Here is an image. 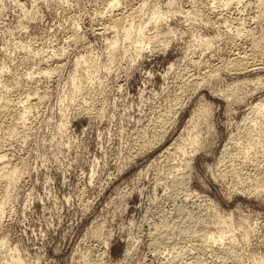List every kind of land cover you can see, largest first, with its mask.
<instances>
[{
  "label": "rangeland",
  "instance_id": "374dc122",
  "mask_svg": "<svg viewBox=\"0 0 264 264\" xmlns=\"http://www.w3.org/2000/svg\"><path fill=\"white\" fill-rule=\"evenodd\" d=\"M106 1L108 2V0ZM142 1L144 2L142 5L144 10L141 11L138 10L139 6L137 3L140 5ZM190 1L120 0V5L114 10L115 12H112L104 0H0V75H3L2 77L0 76V81L5 79L4 82L1 81L3 83L0 82V88H3L2 90L0 89V95H3V97H1L2 95L0 96V104L2 103L0 105V122L3 119L0 123V125L2 124L0 129H3L0 130V143L2 142L0 155L2 153L4 156L6 152H10V154L6 153L8 156L13 154L9 158L5 157L6 154L4 156V160L9 159L8 161L6 160V163L8 162L7 164L10 166H7V168L13 167L14 169L15 167L19 169V173H22V177L17 180V183L19 182L17 185L15 184L16 182L11 183V185L9 183L8 185L7 178L3 179L0 177V203L8 201L7 198H9V201L6 202L8 210L5 205L3 214H6L2 217L4 219L0 221L1 227H3L4 223H8V226L6 224V227H3L5 233L0 227V240L8 239L9 244H12L11 246L9 245L10 247L17 246L26 264H93L94 258L99 259L104 255L102 259L100 258L103 263H100L99 260L97 264H163L165 261L166 263L164 264H175V262H178V264H188L187 261L189 260V264L192 260L191 264H199L202 261L204 263L207 261V264L208 261L209 264H214L211 262H215V257H217L215 264H220L221 261V264H228L227 262L229 264H234V262L236 264H257L259 257L264 256V196H262L264 195V189L263 194L261 191V194L258 195L257 193L260 192H256L257 196L254 194V189L257 190L256 186L258 187L261 183L264 184V182H261L262 180H259V177L260 179L262 176V179L264 178V142L263 144L261 143L262 146L260 144L257 145V140L260 137L263 136L262 138L264 139V127L260 129V126L256 125L255 128L259 129V131H256L253 126L255 122L251 123L250 120L252 115H249L250 109L253 107H250L251 105L255 106L261 100L264 103V66H262L264 63L260 61V59L264 61V0H233L228 5L225 4L224 0H221V2L219 0V3H222L220 4L221 6L217 3V0ZM196 1L199 3L201 1L202 3L200 4L203 5L206 3L207 8H205L206 6H201ZM208 2L211 4H208ZM192 3L195 7L199 4L196 8L197 10L191 5ZM131 6L136 8L135 14L134 7ZM154 7L159 8L162 13L164 11L169 12L164 15V18H158L157 20L154 18L157 21L156 23H148L149 17L153 16ZM189 7H191V10H189ZM120 11H122L123 15ZM192 11L193 13H190ZM26 13L31 15L27 14L26 18ZM128 13L132 16H128ZM118 15H121L119 18L122 17L121 23L123 21L127 23L128 19L134 17L136 24H147L148 27L144 31L145 37L159 35L157 37L162 38V40L159 39L160 41H157L158 43L156 42V44L154 42L141 55H135L132 50L126 51L125 45L127 40L121 34L122 31L118 32V29L110 24L111 22L107 23V21H111L113 17H118ZM110 16L112 17L109 18ZM102 17L104 20H101L103 19ZM104 22L105 24H102ZM73 29L76 30L77 34ZM75 35L76 38L74 37ZM42 36H45V38H42ZM132 36H134V33ZM113 37L114 39H119L120 42L119 54L115 59L117 60L116 63H111L112 59L108 45V41ZM12 38L13 41H11ZM38 38L42 40L39 41ZM203 39H209L211 46L206 48ZM12 42L13 44L15 42V45L17 43L18 46L20 45L19 43H22L23 46L12 45ZM42 44L45 50H43ZM31 45H33L30 48L31 50L38 51V54L37 51L33 52L37 56L32 55V52L31 54L28 52L31 51L28 49V46L31 47ZM153 45L154 48H152ZM24 46H27L25 47L27 48L26 50L23 48ZM234 46L237 50H235ZM256 48L259 49L256 50ZM46 49L47 52L45 54ZM236 51L238 52L236 53ZM249 51L253 52L249 54ZM243 53L247 57L250 55L248 61L254 53L253 57H255L251 58L252 60L250 59L251 61L249 62V64L252 62V65H254L251 69L247 68L250 69L249 71L242 69L237 72V70H234L236 69L235 66L229 62L228 58L231 56L232 60L234 56V58L236 56L238 58ZM80 55L93 58L95 64L93 69H75L76 60ZM28 57L29 59L33 57V59L26 62L29 60ZM40 58L45 61L43 62ZM20 61L21 63H19ZM199 61L202 62L201 66H199ZM18 63L22 67L24 65V67L20 68L21 66H18ZM171 63L174 65H171ZM194 63L196 67L199 66L200 69L197 67L198 71L195 65H192L193 69L191 68V64ZM41 65L42 67L45 65V67H40V72L38 66ZM226 65L229 66V69H227ZM224 66L227 67L228 71L224 69ZM231 66L232 69L230 68ZM184 67H188L187 70H191L187 71ZM24 68L25 70H23ZM182 68L184 69L181 70ZM41 69L51 70L53 73L49 74L48 77H43L44 74L42 73L44 70ZM8 70L12 71V74ZM212 70H214V73ZM168 71L169 73L167 74L166 72ZM179 72L181 77H179ZM208 72L210 74L212 72L213 74L208 77ZM27 73L28 77L26 76ZM35 73L38 74L37 77ZM195 73H197L198 78H196L197 75ZM18 74H21L19 78ZM23 74L25 78H23ZM192 74H195L196 77ZM9 75H13L11 76L13 83L11 79L9 80ZM190 76L196 80V83H203L204 80L207 81L211 76L212 78L208 79V82H204L203 86L200 83L197 86L194 83L195 80ZM200 76H203V79L199 78ZM257 77H260L261 80L263 79L262 82L258 80L260 78L256 79ZM17 78L20 80L17 81ZM22 78L32 80V82L23 80ZM79 78H82L84 84H86L85 91L87 90V92L84 94L74 92L73 90V82L76 83ZM242 78H246V81L249 79L250 81L246 82ZM14 79L21 86L18 83V87H16ZM93 81L98 82L100 87L97 84H92ZM239 81L243 82L240 83V88L236 87ZM244 81L248 84L246 85ZM257 81H260L261 84H257ZM5 82L8 83L6 84ZM10 83L13 84V90L10 88L12 86L9 85ZM193 83L194 87H191ZM33 85L36 89L38 88L37 94L45 95L43 99L42 96L32 95V93L29 96L31 100L26 98V93L23 92L27 91L28 95L30 90L32 92ZM180 85L182 90L180 89ZM255 85L257 89L260 88H258V85H261L262 88L256 90L254 88ZM187 86L188 88H186ZM244 86L245 88L248 86L246 90ZM235 87L241 91L239 92ZM97 88L98 90L96 91ZM6 89H11V91H7ZM230 89L234 90L231 91ZM44 90L46 94H44ZM236 90L239 95L241 93L245 95L247 91V96L243 95L237 101L236 99L234 100L238 95L237 92L233 94ZM12 91L13 93H11ZM95 91H99L100 93H96ZM230 91L232 95H230ZM6 92H10L11 96L6 94ZM40 92L42 93L40 94ZM176 94L178 96L174 99ZM233 95L235 96L233 97ZM5 96L15 105L12 103L13 105L11 104V106L8 98H4ZM92 96H97V100ZM33 98L35 100H32ZM39 98L42 100L38 101ZM90 98L95 99L92 102ZM17 99L21 101L18 102ZM86 99L88 100L86 101ZM23 100H26V102ZM31 101H33V104ZM177 101H181L180 103L183 105ZM203 101L211 105L213 112L210 123L212 124V128L209 132L205 130L207 124L205 127L204 122L203 124L202 121L200 122L204 131L202 130V144L196 150L190 145L191 139L188 127L192 126L189 123L190 118L193 116L192 114L196 112L195 110L198 105H201ZM16 102L18 103L16 104ZM173 102L174 105L172 104ZM21 104H25V107ZM31 105L36 107L32 108ZM1 106L4 108L2 109ZM5 106H8L6 114L4 113ZM168 106L169 109L171 107V111L167 109ZM175 106L177 107V115L174 109ZM9 107L11 108V112ZM17 107L20 111V107H23L22 110L27 107V110L29 109L28 111L31 112L25 113L27 110H23L25 111L24 116L23 111H21V119L20 112H16L19 111ZM86 107L87 109L85 110ZM165 108L167 109L166 112ZM164 112L168 115L164 114ZM169 112H172V114ZM245 115L251 118L246 119ZM27 117L29 118L27 119ZM166 117H169V120ZM162 120L164 122L161 124ZM245 120H247V125L245 124L247 130L245 126H242L243 122H246ZM23 121H25L24 126H22ZM4 122L5 125L3 127ZM7 123L11 125L9 126ZM165 123L171 125H164V128L163 124ZM237 123L241 125L239 126ZM62 124H65L64 128H61ZM25 125L27 126L25 127ZM8 126L10 128L12 126L14 129L11 128V130ZM14 126L18 133L13 131L15 130ZM19 126L20 129L18 128ZM147 127H151V129L149 128L146 131ZM22 128L25 130L23 131ZM142 128L144 131H142ZM152 128L156 129L157 132L163 129V136L160 135V137L155 132L156 130L154 131ZM165 129L167 130L165 131ZM252 129L255 130V133L251 134L250 131H253ZM4 130H8V132ZM137 132L139 135L141 133L140 136L142 138ZM257 132H260V134H257ZM11 133H13V137L11 135V138H9ZM142 133L144 134L142 135ZM247 133L248 135H254L257 140L253 136H250V139H248ZM21 135L24 137L22 136L21 138ZM3 136H7L9 140L7 137L3 138ZM143 137H146L144 143H142ZM151 137H154L153 141ZM4 139L7 142H11L12 139V142L15 139L18 141L15 140L14 144L8 142L7 144L10 146L13 144L11 148L1 141ZM253 139L255 143L252 142ZM150 140L151 142H155L148 145L147 143H150ZM248 142L251 144L250 146ZM145 144L149 148L145 147ZM142 145H144L143 148H141ZM226 145L231 147L229 148L230 151L229 149L227 150L228 147ZM6 147H10L11 149L9 148L10 150H8ZM183 147L186 149L185 155L184 153L182 155L181 152V148L183 149ZM140 148L144 150L140 151ZM223 148H226L225 151L227 152L223 151ZM166 150L169 151L167 152ZM243 153L244 155L245 153L248 154V156L245 155L248 160H246ZM235 156L240 160L237 161ZM228 159L234 166H232L233 164ZM18 162L20 163L17 166ZM231 166L234 169H231ZM256 166H259L258 169H261V172H259L260 170ZM219 168L221 172L218 170ZM224 170H226V175H222L225 172ZM230 170H234L233 173ZM243 174H246L247 176H245L250 179H247ZM176 175H181V178L174 177ZM234 175L236 178H234ZM239 175H243L244 177ZM239 177L246 178V182L243 179L239 181ZM173 178L174 180L172 181ZM176 179L179 182L181 180L182 184L181 182L178 183ZM3 180L5 182L4 185ZM236 180L238 183H242L236 186ZM173 182L177 184L175 183L176 185L174 186ZM183 182L185 188L182 191ZM177 187L179 190H177ZM238 187L239 189H237ZM13 188L15 189L13 190ZM4 190L8 191V193L4 192ZM250 192L252 195L249 194ZM2 193L6 198H4ZM179 195H181L180 198ZM187 195H191V197ZM10 196L13 202L10 200ZM173 196L174 198H171ZM183 196L185 197L183 198ZM186 196L190 198V200L188 198V201L191 202L190 204L194 203V206L198 204L200 207V209L197 207L198 211L202 210V217L204 219L207 218L205 220H214V218L216 219L214 216L219 218V213L223 216L227 215L228 218L232 215L231 219L233 217L232 222L234 224H237L238 220L241 221L240 219H247V224L251 225L249 235L245 236L246 233L243 231L244 229L241 230L242 228L240 229L241 231H238V227L234 229V231L237 230L235 234L233 231L231 232L234 235L229 233L236 238L233 237L234 241L237 242L235 243L236 248L234 251L236 256H233V259H227V262H225L226 260L223 261L224 258L220 259L221 256H217L219 254L211 250L210 244L207 246L211 242L203 243V241L198 240V237L194 238L195 235L192 236L191 233L188 234L189 232L186 233V231L184 233L181 232L182 234L180 232H175L174 234L176 235L173 234L176 237L180 233L178 238L176 237L173 240L175 244L179 243L177 245L172 243L171 236L168 237L167 235L168 240L166 239L167 233H165L166 229L163 225L168 221V218L170 220L172 217L174 218L172 220L181 221L182 216L179 208L184 205L182 201H184ZM193 197H195V201H193ZM175 198L182 200L177 202L178 200ZM173 199L176 201H173ZM206 203L207 207L205 206ZM175 204L177 206H174ZM9 210H13L12 213ZM205 210L208 213H205ZM168 213L170 215L167 218ZM171 213L174 216H171ZM157 217L159 218L157 219ZM144 218L145 220L149 219L150 223L149 221L146 222ZM159 220L160 222H158ZM162 220L164 223L160 225L159 223H162ZM153 222L154 224L157 223V225H154ZM151 223L155 228L158 227L154 233V226L152 227ZM160 230V234L165 233L162 235L163 237L165 236V239L160 234L158 235L157 231ZM215 230L214 228L212 231L214 232ZM98 232L100 233L98 234ZM155 236L158 240H156ZM100 237V240H103V238H106V240L102 242L100 240L97 241V238L99 239ZM182 237L183 239H181ZM227 237L228 235L225 236L224 241L221 240L224 242V245L231 241ZM153 238L159 242L157 243ZM185 238L186 241L188 240L187 242ZM191 238L193 242L196 239L195 243L190 240ZM153 240L154 242H152ZM162 240L164 241L162 242ZM169 240L171 241L168 243L167 241ZM188 242L190 246H188ZM202 243L204 245L207 244L204 246V248H208H206L207 250H204ZM105 244L108 247H105ZM196 244H201L202 247H197ZM193 245H196V247H193ZM6 249L8 250L7 247L0 246V254L3 253V255H0V259L2 256L3 258L6 257V259L2 258L0 260V264H10V261L7 260L9 250L6 251ZM209 250L211 251L209 252ZM179 251L180 254H177ZM5 252H7L6 255H4ZM182 253L187 257L183 256ZM208 253L209 255H206ZM216 253L217 255H215ZM89 254L91 256L86 258L87 261L84 260V263L82 259H85L84 256L87 257ZM179 255H182V259ZM170 257H172V261ZM91 258L93 261H91ZM176 258L180 259L177 260ZM185 258L187 259L184 261ZM188 258L190 259L188 260ZM236 258L239 260L237 261ZM194 259H196V262H194ZM203 262L202 264H204Z\"/></svg>",
  "mask_w": 264,
  "mask_h": 264
},
{
  "label": "bare ground",
  "instance_id": "6f19581e",
  "mask_svg": "<svg viewBox=\"0 0 264 264\" xmlns=\"http://www.w3.org/2000/svg\"><path fill=\"white\" fill-rule=\"evenodd\" d=\"M18 1H19V0H18ZM104 1L107 2L106 0H104ZM140 1H141V0H140ZM144 1H146V0H144ZM191 1H192V0H191ZM191 1H190V2H191ZM194 1H195V0H194ZM197 1H198V0H197ZM197 1H196V2H197ZM211 1H212V0H211ZM217 1H218L217 3H219V0H217ZM224 1H225V4L228 5V4L231 3L233 0H224ZM224 1H223V2H224ZM119 2H120V0H108V2H107V6H108L109 9L113 12V11L117 8V6L120 5ZM129 2H130V1H129ZM220 2H221V0H220ZM236 2H237V1H236ZM238 2H240V1H238ZM188 3H189V2H188ZM193 3H195V2H193ZM193 3H192L191 5H193ZM197 3H199V2H197ZM200 3H202V2L200 1ZM200 3H199V4H200ZM131 4H132V3H131ZM135 4H136V3H135ZM143 4H144L143 1H142V3H141L140 5H139V3H137V5L139 6V7H138L139 9H138V8H137V9H138V10H141V11L144 10V9H143L144 7L142 6ZM189 4H190V3H189ZM199 4H198V6H199ZM208 4H211V3L208 2ZM220 4H222V3H219V5H220ZM19 5H21V4H19ZM129 5H130V4H129ZM133 5H134V4H133ZM187 5H188V4H187ZM187 5H186V6H187ZM196 5H197V4H196ZM200 5L202 6L203 4H200ZM213 5H214V4H213ZM21 6H22V5H21ZM135 6H136V5H135ZM198 6H197V7H198ZM203 6H206L205 8H207L206 3H204ZM220 6H221V5H220ZM224 6H225V5H224ZM131 7H134V6H131ZM136 7H137V6H136ZM193 7H195V6L193 5ZM197 7H195V9H196ZM208 7H209V6H208ZM210 7H212V6H210ZM190 8H191V7H189V10H191ZM200 8H201V7H200ZM203 8H204V7H203ZM228 8H229V6H228ZM131 9H132V8H131ZM135 9H136V8L134 7V14H135V11H137V10H135ZM120 10H121V9H120ZM192 10H193V8H192ZM196 10H197V9H196ZM122 11H124V10H122ZM122 11H120L121 14H122ZM127 11H128V10H127ZM129 11H130V9H129ZM132 11H133V10H132ZM132 11H131V12H132ZM187 11H188V9H187ZM114 12H115V11H114ZM120 12H119V13H120ZM124 12H125V11H124ZM131 12H130V13H131ZM138 12H139V11H138ZM168 12H169V11H168ZM168 12L164 11V13H162V11H161L159 8L154 7V11L152 12V13H153V16H152V17H149V19H148V23H153V22L156 23V22H157L156 20H157L158 18H164V15L167 14ZM213 12H214V11H213ZM99 13H100V12H99ZM102 13H103V12H102ZM130 13H128V14H129L128 16H132L131 14H133V13H131V14H130ZM190 13H193V11L190 12ZM27 14H28V13L25 14V15H26V18H27ZM126 14H127V13H126ZM126 14H125V15H126ZM28 15H31V14H28ZM122 15H123V14H122ZM125 15H124V17H125ZM119 16H121V15H118V17H115V18L113 17V18L111 19V21H107V23H108V22H111L110 24H112L114 27H116V28L118 29V30H117L118 32H119V31H122L121 34L124 36V39L127 40L126 45H125V47H126V51H128V50H132V51L135 53V55H141V54H144V53L147 51V49H148L150 46H152V44H153L154 42H155V44H156L157 41L162 40V38L160 39L159 37H157V36H159V35H155V36H153V37L150 36V37H148V38L145 37L144 31H145L146 27H148L147 24H146V25H144V24H140V25L136 24V23H135V19H134V17H131V19H128V22H127V23H126V22L124 23V21H123V23H121V20H122L121 18H122V17L119 18ZM208 16H209V15H208ZM111 17H112V16H110L109 18H111ZM126 17H127V16H126ZM29 18H30V17H29ZM31 18L33 19L32 16H31ZM102 18H103V17H102ZM154 18H156V20H154ZM208 18H209V17H208ZM209 19H211V18H209ZM101 20H104V18L101 19ZM105 20H106V19H105ZM207 20H208V19H207ZM207 20H206V21H207ZM217 20H218V19H217ZM100 22H102V21H100ZM207 22H208V21H207ZM120 23H121V24H120ZM102 24H105V22L102 23ZM108 24H109V23H108ZM100 26H102V25H100ZM106 26H107V25H106ZM113 26H112V27H113ZM104 27H105V25H104ZM108 27H110V26H108ZM108 27H107V28H108ZM74 29H75V28H74ZM74 29H73V30H74ZM99 30H101V29H99ZM99 30H98V31H99ZM103 30H104V28L102 29V32H103ZM74 31H75V33L77 34L76 30H74ZM95 32H96V31H95ZM96 33H97V32H96ZM99 33H100V32H99ZM104 33H105V32H104ZM133 33H134V36H132ZM101 34H102V33H101ZM237 35H238V34H237ZM237 35H235V36L237 37ZM239 36H240V35H239ZM74 37L76 38V35H75ZM77 37H78V36H77ZM228 37H229V36H228ZM230 37H232V36H230ZM33 38H35V37H33ZM39 38H40V37H39ZM39 38H38V40H39ZM42 38H45V36H44V37L42 36ZM35 39H36V38H35ZM77 39H78V38H77ZM77 39H76V40H77ZM159 39H160V40H159ZM36 40H37V39H36ZM36 40H34V41H36ZM40 40H42V39H40ZM40 40H39V41H40ZM44 40H45V39H44ZM11 41H13V38L11 39ZM31 41H32V40H31ZM203 41H204V42H203V43H204V46L206 45V46H205L206 48H208L209 46H211V42H210L209 39H208V40H207V39H203ZM42 42H43V41H42ZM45 42H46V41H45ZM40 43H41V42H40ZM157 43H158V42H157ZM19 44L23 46L22 43H19ZM34 44H36V43L34 42ZM234 44H235V43H234ZM12 45H15V42H14V44H13V42H12ZM16 45H17V43H16ZM16 45H15V46H16ZM20 45H19V46H20ZM25 45H26V44H25ZM108 45H109V47H110V54H111V59H112V60H111V63H116L117 60H115V59H116L117 55L119 54V50H120V42H119V39H117V38L114 39V37L111 38V40L108 41ZM17 46H18V45H17ZM19 46H18V47H19ZM32 46H33V45H31V47L28 46V47H29L28 49L32 48ZM231 46H232V45H231ZM236 46H237V44H236ZM18 47H17V48H18ZM20 47H21V46H20ZM25 47H27V46H24V47H23V48L26 50L27 48H25ZM40 47H41V46H40ZM42 47H44L43 44H42ZM155 47H156V45H155ZM202 47H203V45H202ZM239 47H240V46H239ZM15 48H16V47H15ZM23 48H22V49H23ZM152 48H154V45H153ZM234 48H235V50H237L235 46H234ZM247 48H248V47H247ZM247 48H246V49H247ZM20 49H21V48H20ZM34 49H35V48H34ZM38 49H39V46H38ZM41 49H42V48H41ZM155 49H156V48H155ZM238 49H239V48H238ZM241 49H242V48H241ZM248 49H249V48H248ZM252 49H255V48H252ZM252 49H251V50H252ZM258 49H259V48H258ZM258 49L256 48V50H258ZM30 50H31V49H30ZM43 50H45V47H44ZM43 50H42V51H43ZM226 50H227V49H226ZM233 50H234V49H233ZM263 50H264V49H263ZM263 50H262V51H263ZM36 51H37V50H35V51L31 50V51H28V52H29L30 54H31V52H32V55H36V53H35V54L33 53V52H36ZM155 51H156V50H155ZM228 51H231V50H228ZM239 51H240V50H239ZM254 51H255V50H254ZM28 52L26 51V53H28ZM39 52H40V51H39ZM46 52H47V49H46V51H45V54H46ZM232 52H233V51H232ZM232 52H231V53H232ZM237 52H238V51H236V53H237ZM243 52H244V51H243ZM247 52H248V51H247ZM250 52H253V51H249V54H251ZM23 53H24V50H23ZM239 53L241 54V52H239ZM244 53H245V52H244ZM244 53H243V55L238 56V58H237V56H236V58H234V57H235V56H234V57H233L234 59L232 58V60H231V58H230L231 56L229 57L230 59L228 58L229 62H231V63L235 66L236 69H234V70H237V72H239L238 70H242V69H243V70H244V69H247V68H250V69H251V67H253V65H254V64L252 65V62H251V64H249V62L252 60L251 58H254V57H255V56L253 57V54H254V53L252 54V56H251V58H250L251 60L249 59V61H248V57H249L250 55L247 57ZM6 54L8 55V53H6ZM30 54H28V55L30 56ZM37 54H38V51H37ZM39 54H40V53H39ZM43 54H44V51H43ZM32 55H31V56H32ZM40 55H41V54H40ZM231 55H232V54H231ZM25 56H26V54H25ZM36 56H37V55H36ZM36 56H34V57H36ZM39 57H41V56H39ZM48 57H49V56H48ZM26 58H27V57H26ZM37 58H38V57H37ZM256 58H257V57H256ZM24 59H25V58H24ZM28 59H29V57H28ZM28 59H26V60H28ZM30 59H33V57H31ZM30 59H29L28 61H26V62H29ZM40 59H42V58H40ZM40 59H39V60H40ZM44 59H45V58H44ZM37 60H38V59H37ZM46 60H47V59H46ZM194 60H195V59H194ZM194 60H193V61H194ZM197 60H198V59H197ZM230 60H231V61H230ZM253 60H254V59H253ZM257 60H259V59H257ZM33 61H34V60H33ZM33 61H32V62H33ZM42 61H43V59H42ZM44 61H45V60H44ZM44 61H43V62H44ZM200 61H201V60H200ZM200 61H199V62H200ZM260 61L264 63L263 60L260 59ZM260 61H259V62H260ZM32 62H31V63H32ZM36 62H37V61H36ZM38 62H40V61H38ZM59 62H60V61H59ZM191 62H192V60H191ZM195 62H196V61H195ZM197 62H198V61H197ZM224 62H225V61H224ZM255 62H257V61L255 60ZM255 62L253 61V63H255ZM259 62H258V63H259ZM19 63H21V61H20ZM19 63H18V64H19ZM33 63H35V62H33ZM33 63H32V64H33ZM192 63H193V62H192ZM201 63H202V62H200L199 66H201ZM18 64H17V65H18ZM24 64H25V63H24ZM29 64H30V63H29ZM29 64H28V65H29ZM32 64H30V65H32ZM37 64H38V63H37ZM37 64H36V66H37ZM172 64H173V63H171V65H172ZM175 64H176V63H175ZM189 64H190V63H189ZM222 64H223V63H222ZM256 64H257V63H256ZM256 64H255V65H256ZM261 64H262V63H261ZM38 65H40V64H38ZM42 65H43V64H42ZM42 65H41V66H38V67H39V71H40V67H42ZM45 65H46V63H45ZM45 65H44L43 67H45ZM173 65H174V64H173ZM192 65H195V63H194V64H191V68H192ZM197 65H198V64H197ZM224 65H225V64H224ZM18 66H21V65L19 64ZM94 66H95V64H94V60H93V58H90V57H88V56L80 55V56H78V58H77V60H76L75 69L78 70V69H84V68H86V69H90V70H91V69H93ZM199 66H197V67L199 68ZM226 66H227L228 68H227ZM226 66H224V67H225L224 69H226V68L229 69V66H228V65H226ZM260 66H261V65H260ZM262 66H264V64H263ZM262 66H261V67H262ZM15 67H16V65H15ZM23 67H24V65H23ZM23 67L21 66L20 68H23ZM25 67H26V66H25ZM43 67H42V68H43ZM57 67H58V66H57ZM59 67H60V66H59ZM180 67H181V66H180ZM180 67H179V68H180ZM188 67H189V66H188ZM188 67H187V68H188ZM195 67H196V65H195ZM197 67H196V68H197ZM203 67H204V66H203ZM255 67H256V66H255ZM255 67H254V68H255ZM258 67H259V66H258ZM2 68H3V67H2ZM16 68H17V67H16ZM16 68H15V69H16ZM26 68H27V67H26ZM34 68H35V67H34ZM170 68H171V67H170ZM172 68H173V66H172ZM174 68H176V67H174ZM184 68H185V67H184ZM184 68H182L181 70H183ZM187 68H185V69L187 70ZM196 68H194V69L196 70ZM198 68H197V71L200 69V68H199V69H198ZM204 68H205V67H204ZM230 68L232 69V66H231ZM254 68H253V70H254ZM3 69H4V68H3ZM29 69H30V68H29ZM192 69H193V68H192ZM201 69H203V68H201ZM214 69H215V68H214ZM227 69H226V70H227ZM231 69H230V70H231ZM250 69H247V70L249 71ZM23 70H25V68H24ZM26 70H27V69H26ZM31 70H32V69H31ZM31 70H30V71H31ZM35 70H36V68H35ZM41 70H44V69H41ZM169 70H170V69H169ZM171 70H172V69H171ZM179 70H180V69H179ZM189 70H191V69H189ZM189 70H187V71H189ZM209 70H210V69H209ZM0 71H1V69H0ZM8 71H10V70H8ZM8 71H7V72H8ZM12 71H13V69H12ZM12 71H10L11 74H12ZM20 71H21V70H20ZM27 71H28V70H27ZM33 71H34V70H33ZM37 71H38V70H37ZM37 71H36V72H37ZM39 71H38V72H39ZM207 71H208V70H207ZM213 71H214V70H212V72H213ZM227 71H228V70H227ZM231 71H233V70H231ZM244 71H245V70H244ZM7 72H5V73L8 75ZM25 72H26V71H25ZM38 72H37V73H38ZM40 72H41V71H40ZM180 72H183V71H180ZM180 72H179V75H180ZM191 72H192V71H191ZM191 72H189V73L191 74ZM199 72H200V71H199ZM199 72H197V73H199ZM202 72H203V71H202ZM212 72H211V74L214 73V72H213V73H212ZM233 72H234V71H233ZM240 72H242V71H240ZM2 73H3V72H2ZM16 73H17V70H16ZM18 73H19V71H18ZM30 73H32V72H30ZM30 73H29V74H30ZM52 73H53V71H51V70H47V69H46V70L43 71L42 74H44L43 77H44V76H45V77H48L49 74H52ZM148 73H149V72H148ZM166 73L168 74L169 71L166 72ZM166 73H165V74H166ZM184 73L186 74V72H184ZM189 73H188V74H189ZM193 73H194V72H193ZM197 73H195V74L197 75ZM200 73H201V72H200ZM235 73H236V72H235ZM6 74H5V75H6ZM21 74H22V73H21ZM21 74H20V75L18 74V78L21 76ZM25 74H26V73H25ZM35 74H36V73H35ZM39 74H40V73H39ZM149 74H150V73H149ZM195 74H194V75H195ZM202 74H203V73H202ZM208 74H209V75H207V76L209 77L211 74H210L209 72H208ZM13 75H14V74H13ZM13 75H11V76H13ZM23 75H24V74H23ZM23 75H22V77H23ZM31 75H32V74H31ZM37 75H38V74H36V77H37ZM179 75H178V76H179ZM186 75H187V74H186ZM192 75H193V74H192ZM192 75H191V76H192ZM194 75H193V76H194ZM196 75H195L194 77H196ZM199 75H200V74H199ZM204 75H205V74H204ZM0 76H1V75H0ZM2 76H3V75H2ZM2 76H1V77H2ZM9 76H10V75H9ZM9 76H8V77H9ZM11 76H10L9 80L11 79V82H12L13 79L11 78ZM26 76L28 77V73H27ZM33 76H34V74H33ZM33 76H32V77H33ZM41 76H42V75H41ZM184 76H185V75H184ZM191 76H190V77H191ZM214 76H215V74H214ZM1 77H0V78H1ZM30 77H31V76H30ZM30 77H29V78H30ZM179 77H181V75H180ZM187 77H188V76H187ZM202 77H203V76H200L199 78H202ZM205 77H206V76H205ZM205 77H204V79H205ZM4 78H6V77H4ZM18 78H17V81L20 80V79L18 80ZM23 78H25V75H24ZM23 78H22V79H23ZM185 78H186V77H185ZM188 78H189V77H188ZM191 78H193V77H191ZM196 78H198V75H197ZM210 78H212V76H211ZM210 78H208V79L210 80ZM258 78H260V77H257L256 79H258ZM7 79H8V78H7ZM22 79H21V81H22ZM31 79H32V78H31ZM182 79L184 80L183 77H182ZM193 79H194V78H193ZM202 79H203V78H202ZM208 79H207V81L204 80L203 83H204V82H205V83L208 82ZM242 79H245V81H246V78H242ZM254 79H255V78H254ZM254 79H253V80H254ZM256 79H255V80H256ZM4 80H5V79H3V80H1V81L4 82ZM14 80H15V79H14ZM23 80L28 81L29 79H28V80H27V79H23ZM180 80H181V79H180ZM194 80H195V79H194ZM199 80H200V79H199ZM239 80H240V79H239ZM248 80H249V79H248ZM248 80H247V81H248ZM253 80H251V82H252ZM258 80H261V78L258 79ZM262 80H263V79H262ZM262 80H261V82H262ZM1 81H0V82H1ZM17 81L15 80V82H16L15 85H17L16 87H18V83H19V82H17ZM21 81H20V82H21ZM37 81H38V80H37ZM37 81H36V83H37ZM184 81L186 82V80H184ZM184 81H182V82H184ZM191 81H193V80H191ZM240 81H241V80H240ZM240 81L238 82L239 84H237V86H236V87H238V88H240V87H239V85H241L240 83H243V82H240ZM242 81H243V80H242ZM245 81H244V83H245ZM247 81H246V82H247ZM249 81H250V80H249ZM3 82H1V83H3ZM8 82H9V81H8ZM8 82H7V83H8ZM15 82H14V83H15ZM29 82H32V80H31V81L29 80ZM185 82H184V83H185ZM251 82H250V83H251ZM261 82H260V81H259V82L257 81V84H261ZM1 83H0V85H1ZM5 83H6V82H5ZM7 83H6V84H7ZM12 83H13V82H12ZM188 83H189V81H188ZM194 83H196V80H195ZM194 83H193V85H191V87H192V86L194 87ZM199 83L202 84V86H203V83H201V82H199ZM199 83H198V82L196 83L197 86L200 85ZM250 83H249V84H250ZM252 83H253V82H252ZM19 84H20V83H19ZM24 84H26V83H24ZM92 84H97V85L100 87V85H99L98 82H96V81H93ZM189 84H190V83H189ZM191 84H192V83H191ZM235 84H236V83H235ZM235 84H233V85H235ZM245 84L247 85L248 83H245ZM245 84H243V85H245ZM253 84H255V83H253ZM9 85H12L10 88L13 87V84L10 83ZM9 85H8V87H9ZM204 85H205V84H204ZM206 85H207V84H206ZM231 85H232V84H231ZM243 85H242V86H243ZM2 86H3V84H2ZM20 86H21V84H20ZM22 86H23V85H22ZM31 86H32V85H31ZM197 86H196V87H197ZM242 86H241V87H242ZM250 86H251V85H250ZM3 87H5V86H3ZM14 87H15V86H14ZM23 87H24V86H23ZM26 87H27V86H26ZM33 87H34V85H33ZM36 87H37V86H36ZM184 87H185V86H184ZM189 87H190V86H189ZM230 87H231V86H230ZM236 87H235V89H237ZM247 87H248V86H246V88H247ZM251 87H252V86H251ZM259 87H260V88H259ZM5 88H6V87H5ZM21 88H22V87H21ZM24 88H25V87H24ZM31 88H32V87H31ZM181 88H182V87H181V85H180V89H181ZM186 88H188V86H187ZM197 88H198V87H197ZM244 88H245V86H244ZM246 88H245V90H246ZM254 88H255L256 90H259V89H261L262 87H261V85H258V88H259V89H257V86L255 85ZM0 89H1V88H0ZM2 89H3V88H2ZM2 89H1V90H2ZM15 89H16V88H15ZM17 89H18V88H17ZM85 89H86V84H84V80H83L82 78H79L78 81H77L76 83L73 82V90H74V92L76 91L77 93H83V94H84V93L87 92V90L85 91ZM99 89H100V88H99ZM180 89L178 88L179 92H180ZM194 89H195V88H194ZM242 89H243V88H242ZM248 89H249V88H248ZM4 90H5V89H4ZM4 90H3V92H4ZM6 90H7V89H6ZM9 90L11 91V89H9ZM9 90H7V91H9ZM12 90H13V88H12ZM20 90H21V89H20ZM37 90H38V88L36 89V88L34 87L33 90H32V92H31V90H30V92H29L28 95H27V91H25V89H24L25 92H23V93H26V98H27V99H30L29 96H30L31 93H32V95H36V96L39 95V94H37ZM40 90H41V89H40ZM97 90H98V88L96 89V91H97ZM181 90H182V89H181ZM185 90H186V89H185ZM185 90H184V91H185ZM230 90H231V89H230ZM233 90H234V89H233ZM233 90H231V91H233ZM237 90H238V89H237ZM237 90L234 91L233 94H236L235 92H237V94H238V91H239V92L241 91L240 89H239L238 91H237ZM243 90H244V89H243ZM251 90H252V89H251ZM96 91H95V92H96ZM100 91H101V90H100ZM228 91H229V90H228ZM231 91H230V92H231ZM20 92H21V91H20ZM44 92H45V90H44ZM44 92H43V93H44ZM179 92H177V93H179ZM225 92H226V91H225ZM251 92H253V91H251ZM1 93H2V91H1ZM11 93H13V91H12ZM17 93H18V92H17ZM38 93H39V92H38ZM41 93H42V92H40V94H41ZM96 93H100V92L98 91V92H96ZM181 93H183V92H181ZM181 93H180V94H181ZM228 93H229V92H228ZM243 93H245V92H243ZM247 93H248V92L246 91V94H247ZM6 94H9V95H10V92H6ZM18 94H19V93H18ZM44 94H46V92H45ZM223 94H224V93H223ZM225 94H226V93H225ZM246 94H245V95H246ZM1 95H2V94H1ZM1 95H0V96H1ZM12 95H13V94H12ZM20 95H21V94H20ZM20 95H19V96H20ZM22 95H24V94H22ZM42 95H43V94L39 95V97L42 96ZM227 95H228V94H227ZM230 95H232V92L230 93ZM238 95H239V94H238ZM238 95H237V96H238ZM241 95H242V93H241ZM241 95H239L238 98H237V96H236V97L234 98V100L236 99V101H237V99H239V97H243L244 94H243L242 96H241ZM245 95H244V96H245ZM10 96H11V95H10ZM10 96H9V97H10ZM17 96H18V95H17ZM176 96H178V95L176 94L174 99H176ZM234 96H235V95H233V97H234ZM246 96H247V95H246ZM1 97H3V95H2ZM1 97H0V98H1ZM12 97H13V96H12ZM14 97H16V96L14 95ZM33 97H34V96H33ZM43 97H45V95L42 96V99H43ZM92 97H95V96H92ZM96 97H97V96H96ZM96 97H95V98H96ZM179 97H181V96H179ZM226 97H228V96H226ZM229 97H230V96H229ZM4 98H6V96H5ZM7 98H8V97H7ZM7 98H6V99H7ZM10 98H11V97H10ZM17 98H19V97H17ZM23 98H24V97H23ZM31 98H32V97H31ZM95 98H90V100L92 101V100H94ZM177 98H178V97H177ZM181 98H182V97H181ZM13 99H14V98H13ZM21 99H22V98H21ZM42 99L39 98L38 101H39V100H42ZM179 99H180V98H179ZM179 99H178V100H179ZM240 99H242V98H240ZM4 100H5V99H4ZM4 100H2V102H4ZM8 100H9V98H8ZM17 100H18V102L21 101V100H19V99H17ZM30 100H31V99H30ZM32 100H35V99L33 98ZM87 100H88V99H86V101H87ZM96 100H97V98H96ZM10 101H11V100H9V102H10ZM12 101H14V100H12ZM23 101H24V100H23ZM173 101H174V100H173ZM175 101H176V100H175ZM0 102H1V100H0ZM5 102H6V100H5ZM5 102H4V103H5ZM14 102H15V101H14ZM18 102H16V104H17ZM24 102H26V100H25ZM32 102H33V101H31V103H32ZM36 102H37V98H36ZM83 102H84V101H83ZM92 102H93V101H92ZM177 102H179V101H177ZM180 102H181V101H180ZM180 102H179V103H180ZM256 102H257V101H256ZM4 103H3V104H4ZM12 103H13V102H10V105H11ZM31 103H29V104H31ZM1 104H2V103H1ZM1 104H0V105H1ZM13 104H14V103H13ZM13 104H12V105H13ZM32 104H33V103H32ZM34 104H35V103H34ZM83 104H84V103H83ZM93 104H94V103H93ZM95 104H96V103H95ZM172 104L174 105V102H173ZM172 104H169V105H172ZM175 104H176V103H175ZM177 104H178V103H177ZM180 104H181V103H180ZM5 105H6V104H5ZM10 105H9V106H10ZM12 105H11V106H12ZM14 105H15V104H14ZM21 105H23V104H21ZM24 105H25V104H24ZM24 105H23V106H24ZM91 105H92V104H91ZM173 105H172V106H173ZM181 105H183V104H181ZM26 106H27V105H26ZM31 106H32V108H33V107H36V106H33V105H31ZM80 106H81V105H80ZM83 106H84V105H83ZM176 106H177V105H176ZM176 106L174 107L175 112H176V110H177V109H176V108H177ZM252 106H253V107H252ZM5 107H6L7 109L5 108L4 113H5L6 111H8V106H5ZM24 107H25V106H24ZM29 107H30V106H29ZM29 107H28V108H29ZM84 107H85V106H84ZM92 107H93V106H92ZM180 107H182V106H180ZM250 107H252V109H250L249 115L251 114L252 116H251V115H250V116H251L252 118H251V117H247L248 115H247V116L245 115V116H246V119L251 118V119H250V120H251V123H252V122H255L254 125H253L254 128H255L256 125H257V126H260V127H259L260 129L263 128V127H264V126H263V125H264V103H263V101H262V100H261L260 102L258 101V103H257L255 106H254V105H251ZM250 107H249V108H250ZM1 108H2V106H1ZM3 108H4V107H3ZM3 108H2V109H3ZM9 108H10V107H9ZM14 108H15V107H14ZM17 108H18V107H17ZM20 108H21V111H23V110H27V107H26V109L24 108L23 110H22L23 107H20ZM82 108H83V107H82ZM82 108H81V109H82ZM172 108H173V107H172ZM249 108H248V109H249ZM12 109H13V108H12ZM18 109H19V108H18ZM30 109H31V108H30ZM86 109H87V107L85 108V110H86ZM167 109H169V106H168ZM167 109L165 108V112H166ZM170 109H171V107H170ZM170 109H169V110H170ZM174 109H173V110H174ZM248 109H247V110H248ZM0 110H1V109H0ZM28 110H29V109H28ZM28 110H27V112L23 111V115H24L25 113H28V112H29ZM171 110H172V109H171ZM171 110H170V111H171ZM179 110H180V108H179ZM14 111H15V110H14ZM21 111H20V109H19V111H16V112H17V113L20 112V113H19V115H20V114H21ZM32 111H33V110H32ZM195 111H196V112H194V113L192 114L193 116L190 118V122H189V123L192 124V126H191V127H188V128H189V134H190L189 136H190V139H191V141H190V145H191V147H193V149H196V150H197V147H198L199 145L201 146V144H202V143H201V142H202V139H201V138H202V134H203V133H202V130H203V129H202V127H201V123H200V122L202 121V124H203V122H204L205 127H206V124H207V128L205 129V127H204V129L210 132V130H211V128H212V124L210 123V118H211V114H212L213 111H212V109H211V105H210L209 103H207V102H204V101L201 102V105H200V104L198 105V107H197V109H196ZM248 111H249V110H248ZM248 111H247V112H248ZM10 112H11V108H10ZM24 112H25V113H24ZM30 112H31V111H30ZM30 112H29V113H30ZM161 112H162V111H161ZM161 112H159V113H161ZM165 112H164V114H166ZM172 112H173V111H172ZM172 112H171V113L169 112V113L172 114ZM178 112H179V111H178ZM17 113H15V115H17ZM162 113H163V112H162ZM162 113H161V115H163ZM167 113H168V112H167ZM2 114H3V113H2ZM2 114H1V115H2ZM5 114H6V113H5ZM11 114H14V113H11ZM11 114H10V115H11ZM170 114H169V115H170ZM173 114H174V113H173ZM177 114H178V113L176 112V115H177ZM26 115H27V114H26ZM159 115H160V114H159ZM166 115H168V114H166ZM4 116H5V115H4ZM11 116H12V115H11ZM17 116H18V115H17ZM24 116H25V115H24ZM24 116H23V117H24ZM6 117H7V116H6ZM12 117H13V116H12ZM29 117H30V116H29ZM29 117H27V119H28ZM162 117H163V116H162ZM10 118H11V117H10ZM20 118L22 119V114H21ZM20 118H18V119H20ZM166 118L168 119L169 117H166ZM166 118H165V119H166ZM171 118H173V117H171ZM23 119H24V118H23ZM27 119H26V120H27ZM153 119H154V118H153ZM158 119H160V118L158 117ZM162 119H163V118H162ZM244 119H245V118H244ZM5 120H7V119H5ZM9 120H10V119H9ZM156 120H157V119H156ZM168 120H169V119H168ZM242 120H243V119H242ZM2 121H3V119H2ZM2 121H1V122H2ZM11 121H12V120H11ZM14 121H16V120H14ZM18 121H19V120H18ZM20 121H21V120H20ZM159 121H161V120H159ZM245 121H246V122H245V123L243 122L242 126H245V124L247 123V120H245ZM1 122H0V123H1ZM8 122H9V121H8ZM12 122H13V121H12ZM24 122H25V121H23V123H22L23 125H22V126H24ZM148 122H149V121H148ZM148 122H147V123H148ZM163 122H164V121L162 120L161 124H162ZM165 122H166V121H165ZM170 122H171V121H170ZM170 122H169V123H170ZM239 122H240V121H239ZM18 123H19V122H18ZM147 123H146V126H147ZM149 123H151V122H149ZM149 123H148V126H149ZM154 123H155V122H154ZM157 123H158V121H157ZM171 123H172V122H171ZM189 123H188V124H189ZM240 123H241V122H240ZM7 124H8V123H7ZM152 124H153V123H152ZM161 124L159 123V125H161ZM237 124H239V123H237ZM258 124H260V125H258ZM1 125H2V124H1ZM1 125H0V126H1ZM4 125H5V122L3 123V127H4ZM8 125L10 126L11 124H8ZM164 125L167 126V125H169V124H166V123L163 124V127L165 128ZM170 125H171V124H170ZM170 125H169V126H170ZM240 125H241V124H239V126H240ZM246 125H247V124H246ZM250 125H251V124H250ZM9 126H8V127H9ZM12 126H13V125H12ZM12 126H11V128H12ZM15 126H16V125H15ZM15 126H14V127H15ZM26 126H27V125H25V127H26ZM150 126H151V125H150ZM16 127H17V126H16ZM16 127H15V130H13V131H15L16 133H18V131H16ZM64 127H65V124H62V125H61V128H64ZM155 127H156V126H155ZM160 127H161V126H160ZM160 127H159V128H160ZM237 127H238V125H237ZM246 127H247V126H245V129H246ZM9 128H10V127H9ZM11 128H10V129H11ZM18 128L20 129V126H19ZM144 128H146V127H144ZM149 128L151 129V127H149ZM149 128L147 127L146 131H148ZM157 128H158V127H157ZM188 128H187V129H188ZM240 128H242V127H240ZM251 128H252V127H251ZM256 128H257V127H256ZM256 128H255V130H256V131H259V129L257 130ZM1 129H2V128H1ZM1 129H0V130H1ZM5 129H7V128L5 127ZM12 129H14V128H12ZM12 129H11V130H12ZM19 129H18V130H19ZM22 129H23V128H22ZM140 129H141V128H140ZM140 129H139V130H140ZM142 129H143V128H142ZM153 129H154V128H152V130H153ZM248 129H249V128H248ZM2 130H3V129H2ZM8 130H9V129H8ZM8 130H7V131L4 130V131L8 132ZM24 130H25V129H23V131H24ZM155 130H156V129H154V131H155ZM160 130H161V129H160ZM162 130H163V129H162ZM162 130H161L160 132H157V130H156L155 132H157V134H158L159 136H160V135L163 136V131H162ZM166 130H167V129H165V131H166ZM238 130H240V129H238ZM241 130H243V129H241ZM246 130H247V129H246ZM249 130H251V129H249ZM249 130H248V131H249ZM252 130H253V131H250L251 134H252V133H255V130H254V129H252ZM9 131H10V130H9ZM13 131H12V132H13ZM142 131H144V129H143ZM154 131H152V132H154ZM203 131H204V130H203ZM207 131H206V132H207ZM243 131H244V130H243ZM263 131H264V130H263ZM27 132H28V131H27ZM138 132H139V131H138ZM138 132H137V133H138ZM140 132H141V131H140ZM209 132H208V133H209ZM240 132H241V131H240ZM261 132H262V131H261ZM23 133H24V132H23ZM137 133H136V134H137ZM147 133H148V132H147ZM147 133H145V134L147 135ZM149 133L152 134L151 132H149ZM242 133H243V132H242ZM244 133H245V132H244ZM248 133H249V132H248ZM248 133H247V135H248ZM6 134H7V133H6ZM12 134H13V133L10 134L9 138H11V135H12ZM19 134H20V132H19ZM19 134H18V136H19ZM21 134H22V133H21ZM143 134H144V133H142V135H143ZM155 134H156V133H155ZM157 134H156V135H157ZM165 134H166V133H165ZM206 134H207V133H206ZM251 134L248 135L249 138H248V137H247V138L250 139V136H251V137L253 136V138L255 139L256 137H254V135H251ZM257 134H260V132H259V133L257 132ZM263 134H264V133H263ZM263 134L261 133V135H263ZM1 135H3V133H1ZM4 135H5V134H4ZM15 135H16V134H15ZM15 135H14V136H15ZM23 135H25V134H23ZM23 135H21L20 137L22 138ZM138 135H139V133H138ZM140 135H141V133H140ZM140 135H139V136H140ZM146 135H145V136H146ZM156 135H155V136H156ZM244 135H245V134H244ZM152 136H153V135H152ZM155 136H154V137H155ZM159 136H157V137H159ZM257 136H258V135H257ZM6 137H7V136H5V137L3 136V138H6ZM12 137H13V135H12ZM23 137H24V136H23ZM135 137H136V136H135ZM137 137H138V136H137ZM140 137L142 138V136H140ZM154 137H153V138H154ZM160 137H161V136H160ZM258 137H259V136H258ZM262 137H263V136H262ZM262 137H260V138H262ZM15 138H16V137H15ZM18 138H19V137H18ZM18 138H17V139H18ZM21 138H19V139H21ZM26 138H27V137H26ZM148 138H149V137H148ZM148 138H147V139H148ZM153 138L151 137L152 141H153ZM260 138H259L258 140H257V138H256V140H257V142H258L257 145L260 144V146H262L261 143L263 144V142H264L263 140H264V139L262 138V139H263V140H262V139H260ZM0 139H1V137H0ZM7 139H8V137H7ZM17 139H15V140H17ZM136 139H137V138H136ZM138 139H139V137H138ZM138 139H137V140H138ZM145 139H146V137H145V138L143 137V141H142V143H144V140H145ZM248 139H247V141H248ZM254 139H253L252 142L255 141ZM4 140H5V139H4ZM4 140H1V141L5 142V143H6V146H10V145L7 144L8 142L11 144V143H13V142L15 141V140H14V141L12 142L13 139L11 140V142H10V141L7 142L6 140H5V141H4ZM8 140H9V139H8ZM21 140H22V139H21ZM21 140H20V141H21ZM154 140H155V139H154ZM251 140H252V138H251ZM17 141H18V140H17ZM23 141H24V139H23ZM25 141H26V140H25ZM148 141H149V140H148ZM148 141H147V142H148ZM156 141H157V139H156ZM147 142H146V143H147ZM154 142H155V141H154ZM154 142H151V140H150V143H147V144L149 145V144H152V143H154ZM250 142H251V141H250ZM252 142H251V143H252ZM1 143H2V142H1ZM1 143H0V146H1ZM5 143H4V144H5ZM19 143H20V142H19ZM22 143H23V142H22ZM22 143H21V144H22ZM254 143H255V142H254ZM13 144H14V143H13ZM13 144H12L11 146H13ZM147 144H145V145H146L145 147H148V148H149V146H148ZM175 144H176V143H175ZM248 144H249V142H248ZM252 144H253V143H252ZM177 145H178V142H177ZM250 145H251V144H249V146H250ZM254 145H255V144H254ZM3 146H5V145H3ZM3 146H2V148H3ZM11 146H10V147H11ZM143 146H144V145H142L141 148H143ZM174 146H176V145H174ZM174 146H173V147H174ZM178 146H179V145H178ZM226 146H227V145H226ZM10 147H9V148H10ZM150 147H151V146H150ZM227 147H228V146H227ZM227 147H226V148H227ZM6 148H7V147H6ZM9 148H7V149L10 150L12 147H11L10 149H9ZM141 148H140V151L144 150V149L141 150ZM170 148H171V147H170ZM176 148H177V146H176ZM226 148H223V151H225ZM229 148H231V147H228L227 150H228ZM179 149H180V148H179ZM2 150H3V149H2ZM4 150H5V148H4ZM8 150H7V151H8ZM14 150H15V149H14ZM14 150H13V151H14ZM13 151H12V152H13ZM166 151L168 152L169 150H166ZM229 151H230V149H229ZM229 151H228V152H229ZM2 152H3V151H2ZM5 152H6V150H5ZM5 152H4V153H5ZM167 152H166V153H167ZM181 152H182V155H183V153H184V155H185V154H186V149H185L184 147H183V149L181 148ZM225 152H227V151H225ZM6 153H8V152H6ZM6 153H5V154H6ZM13 153H14V152H13ZM169 153H171V152H169ZM229 153H231V152H229ZM247 153H248V152H247ZM5 154H4V156H5ZM8 154H10V152H9ZM11 154H12V153H11ZM137 154H138V153H137ZM167 154H168V153H167ZM227 154H228V153H227ZM12 155H13V154H12ZM12 155H9V156L11 157ZM222 155H223V154H222ZM241 155H242V154H241ZM243 155H244V153H243ZM245 155L248 156V154H246V153H245ZM245 155H244V157L246 158ZM4 156H3V154L1 153V155H0V177L3 178V179L7 178V184H8V185H9V183H10V185H11V183L13 184V183H15V182H16L15 184L17 185V184L19 183V182L17 183V180H19V179L22 177V173H19V169H16L15 167H14V169H13V167H12V168H7V166H8L7 163H8V162L6 163V160H7V159L4 160V158H5V157H6V158H9V156H8L7 154H6L5 157H4ZM7 156H8V157H7ZM186 156H187V155H186ZM230 156H231V155H230ZM242 157H243V156H242ZM242 157H241V158H242ZM224 158H225V157H224ZM235 158H237V161L240 160V159L238 160V157H237V156H235ZM239 158H240V156H239ZM11 159H12V158H11ZM226 159H227V158H226ZM229 159H231V158L229 157ZM229 159H228V160H229ZM232 159H233V158H232ZM8 160H9V159H8ZM8 160H7V161H8ZM16 160H17V159H16ZM16 160H15V161H16ZM186 160H187V159H186ZM242 160H243V159H242ZM246 160H248V158H246ZM246 160H245V161H246ZM188 161H189V160H188ZM188 161H186V162L189 163ZM229 161H230V160H229ZM9 162H11V161H9ZM16 162H17V161H16ZM186 162H185V164H187ZM226 162H228V161H226ZM233 162H234V161H233ZM241 162H242V161H241ZM11 163H12V162H11ZM11 163H10V165H11ZM19 163H20V162H18L17 166L19 165ZM230 163H231V161H230ZM236 163H238V162H236ZM243 163H244V160H243ZM247 163H248V162H247ZM12 164H13V163H12ZM226 164H227V163H226ZM226 164H225V165H226ZM228 164H229V163H228ZM228 164H227V165H228ZM231 164H233V163H231ZM188 165H189V164H188ZM188 165H187V166H188ZM229 165H230V164H229ZM237 165H238V164H237ZM14 166H15V165H14ZM232 166H234V164H233ZM232 166H231V169H232V168L234 169V167H232ZM8 167H10V166H8ZM256 167H257V166H256ZM256 167H255V168H256ZM258 167H259V166H258ZM258 167H257V169H258ZM236 168H237V167H236ZM17 170H18V171H17ZM20 170H21V169H20ZM218 170L220 171V168H219ZM222 170H223V169H222ZM235 170H236V169H235ZM239 170H241V169H239ZM258 170H260L259 172H261V169H258ZM258 170H257V172H258ZM224 171H225V172H223L222 175L226 173V170H224ZM230 171H232V170H230ZM233 171H234V170H233ZM233 171H232V173H233ZM176 172H177V171H176ZM183 172H184V171H183ZM220 172H221V171H220ZM237 172H238V171H237ZM239 172H240V171H239ZM244 172L246 173V171H244ZM257 172H256V173H257ZM184 173H185V172H184ZM242 173H243V171H242ZM175 174H176V173H175ZM181 174H182V173H181ZM220 174H221V173H220ZM247 174H248V173H247ZM258 174H259V173H258ZM225 175H226V174H225ZM225 175H224V176H225ZM243 175H244V174H243ZM243 175H239V176L244 177L246 174H245L244 176H243ZM250 175H251V174H250ZM256 175H257V174H256ZM259 175H260V174H259ZM263 175H264V172H263ZM180 176H181V175H180ZM180 176H179V175H178V176L176 175V176H174V177H176V178H177V177L181 178ZM224 176H223V177H224ZM246 176H247V175H246ZM246 176H245V177H246ZM254 176H255V174H254ZM254 176H253V177H254ZM184 177H185V176H184ZM220 177H221V176H220ZM232 177H233V176H232ZM242 177H241V178L239 177V181H240L241 179H243L244 181L247 180V179H250V178H247V177H246L247 179H246V178H242ZM248 177H250V176L248 175ZM251 177H252V176H251ZM255 177H256V176H255ZM255 177H254V178H255ZM262 177H263V176H262ZM262 177H261V179H260V177H259V180H262L261 182H264V181H263L264 178L262 179ZM1 178H0V179H1ZM234 178H236L235 175H234ZM234 178H233V179H234ZM256 178H257V177H256ZM237 179H238V176H237ZM173 180H174V178L172 179V181H173ZM176 180H178V179H176ZM176 180H175V181H176ZM234 180H235V179H234ZM255 180H256V179H255ZM257 180H258V179H257ZM259 180H258V181H259ZM182 181H183V180H182ZM236 181H237V180H236ZM248 181H249V180H248ZM250 181H251V180H250ZM252 181H253V180H252ZM3 182H4V180H3ZM157 182H158V181H157ZM176 182H177V181H176ZM176 182H173V183H174V186L177 184ZM180 182H181V180H180ZM180 182H179V180H178V183H180ZM234 182H235V181H234ZM245 182H246V181H245ZM256 182H257V181H256ZM259 182H260V181H259ZM261 182H260V183H261ZM175 183H176V184H175ZM235 183H237L236 186H239L238 184H239V183H242V182H239V183H238V181H237V182H235ZM4 184H5V182L3 183V185H4ZM181 184H182V182H181ZM255 184H256V183H255ZM0 185H1V184H0ZM3 185H2V186H3ZM8 185H7V186H8ZM179 185H180V184H179ZM183 185H184L183 187H181L182 185L180 186V187L182 188V191H183V188H185V184H184V182H183ZM256 185H257V184H256ZM5 186H6V185H5ZM12 186H13V185H12ZM3 187H4V186H3ZM13 187H14V186H13ZM6 188H7V187H6ZM9 188H10V187H9ZM177 188H178V187H177ZM181 188H180V189H181ZM256 188H257V190L254 189L255 192L252 191V192H254L255 195H256V192H260V191H261L262 194H263V189H264V184H263V183H261L260 185H258V187L256 186ZM10 189H11V188H10ZM14 189H15V188H13V190H14ZM237 189H239V187H238ZM237 189H236V190H237ZM177 190H179V188H178ZM177 190H176V191H177ZM2 191H3V190H2ZM5 191H6V190H4V192H5ZM8 191H9V189H8ZM8 191H6V192L8 193ZM182 191H181V192H182ZM250 191H251V190H250ZM4 192H3V193H4ZM181 192H180V194H181ZM261 192H260V193H257V195H258V194H261ZM3 193H2V194H3ZM12 193H13V192H12ZM178 193H179V192H178ZM187 193H188V192H187ZM187 193H186V194H187ZM2 194H1V195H2ZM5 194H6V193H5ZM188 194H189V193H188ZM249 194L252 195L251 192H250ZM3 195H4V194H3ZM7 195H8V194H7ZM7 195H6V196H7ZM12 195H13V194H12ZM175 195H176V193H175ZM183 195H184V194H183ZM257 195H256V196H257ZM180 196H181V195H179V198H180ZM187 196H190V197H191V195H187ZM187 196H186V198L184 199V201H182V202H184V205H183L182 207L180 206V208H179V210H180V212H181V216H182V217L180 216V217L182 218L181 221H179V220H178V221H175L176 219H175V220H172V219H174L173 217H172V219L169 220L168 217H169L170 213H168V216L166 215L167 218H168V221H166V223L163 225V227L166 229V232H165V233H167V234H166V239H167V235H168V237L171 236V237L173 238L174 235H176V234H174L175 232H180V233L182 232V233H184V232L186 231V233L189 232L188 234L191 233L192 236L195 235L194 238H195V237H198V240H199V241H203V243H204V242H205V243H206V242H207V243H208V242H211V243H208V245H207V244H206V245L209 246V244H210L209 247H211V250H213V252L216 251L219 255H217V253H216L215 255H217V256H221L220 259L224 258L223 261L226 260L225 262H227L230 258H232L233 256H236V255H235L236 253L234 254V251H235V248H236L235 243H237V242L234 241V239H233L234 236H232L231 234H233V233L235 234V232H237V230L239 231V230L242 228L241 230L244 229L243 231H245V233H246V234H245V233L243 232V233L245 234V236L249 235L250 232H251V225H248V224H247V222H248V221H246L247 219H245V218L240 219L241 221H239V220L237 219V220H238L237 224H234V222H232L233 217H232V219H231V216H232V215L229 217V218H230V219H229L227 215H224V216H223V215H220L221 213H219V218H217V216H214V217H216V219L214 218V220H205V219H207V218L204 219V217H202V214H201V211H202V210H201V211H198V208H197V207H199L198 204H196L197 206H194V203L190 204L191 202L188 201V198H189V197L187 198ZM262 196H264V195H262ZM0 197H1V196H0ZM176 197H177V196H176ZM184 197H185V196H183V198H184ZM4 198H6L5 195H4ZM171 198H174V196L171 197ZM177 198H178V197H177ZM181 198H182V197H181ZM183 198H182V199H183ZM193 198H194L193 201H195V197H193ZM7 199H8V201H9V198H7ZM175 199H176V198H175ZM182 199H180V200H182ZM10 200H12V199H11V196H10ZM176 200H178V199H176ZM176 200L173 199V201H176ZM180 200H178L177 202H179ZM189 200H190V198H189ZM197 200H198V199H197ZM1 201H2V200H1ZM5 201H6V200H5ZM8 201H6V202H8ZM6 202H4V203L1 202V203H0V221H2V220L4 219V218H2V217H4V214H6V213L3 214V211H4V207H5V205H6ZM12 202H13V200H12ZM12 202H11V204H12ZM197 202H198V201H197ZM200 202H201V200H200ZM9 203H10V202H9ZM9 203H8V204H9ZM195 203H196V202H195ZM11 204H10V206H11ZM178 204H179V203H178ZM180 205H181V203H180ZM6 206H7V205H6ZM10 206H9V207H10ZM174 206H177V204H175ZM200 206H201V205H200ZM205 206H206V207L208 206L207 203H206ZM211 206H212V205H211ZM189 207H191V208H189ZM201 207H202V206H201ZM7 208H8V206L6 207V209H7ZM11 208H12V207H11ZM13 208H14V207H13ZM173 208H174V207H173ZM187 208H188V209H187ZM208 208H210V207H208ZM212 208H213V207H212ZM9 209H10V208H9ZM175 209H176V208H175ZM199 209H200V207H199ZM204 209H205V208H204ZM213 209H214V208H213ZM213 209H212V211H213ZM7 210H8V209H7ZM170 210H171V209H170ZM173 210H174V209H173ZM173 210H172V211H173ZM179 210L177 209L178 212H179ZM206 210H209V209H206ZM206 210H205L204 212H205V213H208ZM12 211H13V210H12ZM12 211L9 210V212H11V213H12ZM5 212H6V211H5ZM7 212H8V211H7ZM178 212H177V213H178ZM180 212H179V213H180ZM204 212H202V213H204ZM213 212H214V211H213ZM213 212H211V214H213ZM175 213H176V210H175ZM175 213H174V214H175ZM179 213H178V214H179ZM209 213H210V211H209ZM171 214H172V213H171ZM228 214H230V213H228ZM162 215H163V214H162ZM175 215H176V214H175ZM158 216H159V215H158ZM171 216H174V215L172 214ZM171 216H170V217H171ZM176 216H177V215H176ZM209 216H210V215H209ZM8 217H10V215H8ZM147 217H148V215H147ZM161 217L163 218V216H161ZM177 217H179V216H177ZM177 217H176V218H177ZM243 217H244V216H243ZM6 218H7V216H6ZM145 218H146V216H145ZM145 218H144V220H145ZM158 218H159V217H157V219H158ZM162 218H161V219H162ZM211 218H212V217H211ZM163 219H164V218H163ZM208 219H209V218H208ZM9 220H10V219H9ZM155 220H156V219H155ZM165 220H166V218H165ZM230 220H231V221H230ZM145 221L147 222V221H149V219H148V220H145ZM5 222H6V221H5ZM8 222H9V221H8ZM154 222H155V221H154ZM154 222H153V224H154ZM158 222H160V220H159ZM149 223H150V221H149ZM163 223H164V222H163V220H162V223H159V224L161 225V224H163ZM6 224H7V226H8V223H4L3 227H4V226L6 227ZM153 224L151 223L150 225H152V227H153L154 225H157V223L154 224V225H153ZM214 225H215V226H214ZM213 226H214V227H213ZM0 227H1V225H0ZM3 227H1L2 230H3ZM149 227H150V226H149ZM236 227H238V229H237ZM157 228H158V227H157ZM157 228H155V226H154V231H153V233L156 231ZM214 228L216 229L215 231L218 232V233H216L215 231H214V232L212 231V230H214ZM234 229H237V230L234 231ZM163 230H164V229H163ZM241 230H240V231H241ZM3 231H4V230H3ZM232 231H233V233H231ZM110 232H112V231H110ZM157 232H158V235H159V234L161 233V230H160V231H157ZM159 232H160V233H159ZM162 232H163V231H162ZM0 233H1V231H0ZM4 233H5V231H4ZM8 233H9V232H8ZM8 233H7V234H8ZM99 233H100V232H98V234H99ZM108 233H109V232H108ZM165 233L160 234V236L164 235ZM180 233H179V234H180ZM182 233H181V234H182ZM229 233H231V234H229ZM96 234H97V232H96ZM173 234H174V235H173ZM179 234L176 236L177 238H178ZM234 234H233V235H234ZM244 234H243V235H244ZM151 235H152V234H151ZM158 235H156V236H158ZM227 235H228V237H227L228 240L230 239L231 241H229L227 244L224 245V244H223V243H224L223 241L225 240L224 238H225V236H227ZM3 236H5V235H3ZM6 236H7V235H6ZM95 236H97V235H95ZM99 236H100V235H99ZM109 236L111 237V235H109ZM156 236H155V238H156ZM182 236H183V235H182ZM186 236H187V235H186ZM7 237H9V236H7ZM7 237H6V238H7ZM162 237H163V236H162ZM162 237H161V238H162ZM171 237H170V238H171ZM176 237H174V239L171 238L172 243H173L174 245H177V243H178V242H177V239H176V242H177L176 244L173 242V240H175ZM188 237H189V236H188ZM1 238H2V237H1ZM94 238H96V237H94ZM155 238H153V239L155 240ZM159 238H160V237H159ZM170 238H169V239H170ZM194 238H193V239H194ZM234 238H235V237H234ZM9 239H10V238H9ZM100 239H101V237H100L99 239L97 238V241L100 240ZM163 239H165V236L163 237ZM181 239H183V237H182ZM187 239H188V238H187ZM235 239H236V238H235ZM93 240H94V239H93ZM104 240H106V238H105V239L103 238V240H100V241L102 242V241H104ZM154 240H153L152 242H154ZM156 240H158V239L156 238ZM156 240H155V241H156ZM159 240H160V239H159ZM167 240H168V239H167ZM171 240H169V241H167V242L169 243ZM190 240L193 242L192 238H191ZM195 240H196V239H195ZM195 240H194L193 243H195ZM221 240H223V241H221ZM226 240H227V239H226ZM228 240H227V241H228ZM8 241H9L8 239L0 240V246H1V247H2V246H5V247L8 248V250H9V255L7 256V257H8L7 260L10 261V264H26V262L24 261V259H23L22 256H21V254L19 253V248H18L16 245H15L16 247H14V246L10 247L12 244L10 245V244H9L10 242H8ZM163 241H164V240H162V242H163ZM165 241H166V240H165ZM179 241H181V240H179ZM185 241H186V238H185ZM187 241H188V240H187ZM187 241H186V242H187ZM220 241H221V242H220ZM227 241H225V242H227ZM236 241H237V240H236ZM156 242H157V241H156ZM158 242H159V241H158ZM158 242H157V243H158ZM212 242H214V243H212ZM96 243H97V242H96ZM183 243H184V241H183ZM196 243H197V241H196ZM203 243H202V244H203ZM103 244H104V243H103ZM106 244L109 245L108 242H106ZM106 244H105L104 246H105V247H108V246H106ZM162 244H163V243H162ZM170 244H171V243H170ZM173 244H172V245H173ZM178 244H179V243H178ZM189 244H190V243L188 242V246H190ZM9 245H10V246H9ZM100 245H101V243H100ZM153 245H154V244H153ZM157 245H158V244H157ZM172 245H171V246H172ZM183 245H184V244H183ZM196 245H197V244H196ZM196 245H193V247H194V246L196 247ZM206 245L203 244V245H202L203 248H204V246H206ZM109 246H110V245H109ZM184 246H186V245H184ZM198 246H201V244L197 245V247H198ZM202 246H201V247H202ZM96 247H97V246H96ZM102 247H103V246H102ZM105 247H103V248H105ZM177 247H178V246H177ZM191 247H192V246H191ZM191 247H190V249H191ZM103 248H102V249H103ZM155 248H156V247H155ZM157 248H158V246H157ZM169 248L172 249V247H170V246H169ZM206 248H207V247H206ZM206 248H204V250H207V249H208V248H207V249H206ZM237 248H238V247H237ZM3 249H4V248H3ZM3 249H2V250H3ZM93 249H94V248H93ZM93 249H92V250H93ZM96 249H97V248H96ZM99 249H100V248H99ZM196 249H197V248H196ZM201 249H202V248H201ZM8 250L6 249V251H8ZM90 250H91V249H90ZM90 250H89V251H90ZM104 250H105V249H104ZM155 250H156V249H155ZM173 250L175 251V249H173ZM179 250L181 251V249H179ZM211 250H209V252H210ZM3 251H4V250H3ZM97 251H98V250H97ZM156 251H157V250H156ZM158 251H159V250H158ZM170 251L172 252V250H170ZM170 251H169V253H170ZM180 251H179L177 254H180ZM190 251H191V250H190ZM201 251H202V250H201ZM0 252H1V251H0ZM93 252H94V250H93ZM100 252H101V251H100ZM100 252H99V254H100ZM175 252H176V251H175ZM182 252H183V249H182ZM185 252H186V250H185ZM185 252H184V253H185ZM192 252H194V251H192ZM203 252H204V251H203ZM205 252H206V251H205ZM236 252H237V251H236ZM6 253H7V252H5L4 255H6ZM198 253H199V252H198ZM211 253H212V252H211ZM211 253H210V254H211ZM87 254H88V253H87ZM87 254H86V255H87ZM96 254H97V253H96ZM102 254L104 255V253H102ZM102 254H101V255H102ZM182 254H183V253H182ZM186 254H188V253H186ZM194 254H195V253H194ZM200 254H201V252H200ZM212 254H213V253H212ZM237 254H238V253H237ZM0 255H3V253H1ZM82 255H83V254H82ZM82 255H81V256H82ZM84 255H85V254H84ZM184 255H185V254H183V256H184ZM189 255H190V254H189ZM206 255H209V253L206 254ZM90 256H91L90 254H89V256H87V257L84 256L85 259H82V261L86 260V258H88V257H90ZM92 256H93V255H92ZM97 256H98V255H97ZM104 256H105V255H104ZM104 256H103V257H104ZM168 256H169V254H168ZM177 256H178V255H177ZM179 256H180L181 259H182V255H179ZM185 256H186V255H185ZM94 257H95V256H94ZM94 257H93V258H94ZM99 257H100V256H99ZM99 257H98V258H99ZM103 257H102V258H103ZM166 257H167V256H166ZM174 257H175V256H174ZM174 257H173V258H174ZM186 257H187V256H186ZM188 257H189V256H188ZM191 257H192V256H191ZM191 257H190V258H191ZM198 257H199V255H198ZM198 257H197V258H198ZM203 257H204V255H203ZM206 257H207V256H206ZM210 257H211V256H210ZM262 257H264V256H262ZM262 257H261V258L259 257V259H258L259 261L257 260L258 262L256 261L257 264H264V258H262ZM2 258H3V256H2ZM2 258H1V259H2ZM4 258L6 259V257H4ZM4 258H3V259H4ZM79 258H80V257H79ZM81 258H83V257H81ZM100 258H101V257H100ZM100 258H99V259L94 258L95 261H94L93 264H97L98 261L100 260ZM102 258H101V259H102ZM170 258H171V261H172V257H170ZM190 258H188V260H189ZM192 258H193V257H192ZM195 258H196V257H195ZM197 258H196V259H197ZM208 258H209V257H208ZM215 258H216V259H214V260H215V262H217V261H216V260H217V257H215ZM1 259H0V260H1ZM105 259H106V258H105ZM176 259H177V258H176ZM176 259H175V260H176ZM179 259H180V258H179ZM179 259H177V260H179ZM186 259H187V258H185L184 261H185ZM196 259H194V260H195L194 262H196ZM198 259H199V258H198ZM209 259H210V258H209ZM209 259H208V260H209ZM218 259H219V258H218ZM227 259H228V260H227ZM232 259H233V258H232ZM79 260H80V259H79ZM88 260H89V259H88ZM202 260H203V259H202ZM212 260H213V258H212ZM234 260H235V259H234ZM236 260H237V258H236ZM236 260H235V261H236ZM238 260H239V259H238ZM238 260H237V261H238ZM77 261H78V260H77ZM82 261H81V262H82ZM86 261H87V260H86ZM91 261H93L92 258H91ZM101 261H102V260H100V263H103V261H102V262H101ZM189 261H190V260H189ZM189 261H187L188 264H189ZM192 261H193V260H192ZM192 261H191V262H192ZM210 261H211V259H210ZM237 261H236V262H237ZM168 262L170 263L169 259H168ZM173 262H174V261H173ZM187 262H185V263H187ZM191 262H190V264H191ZM197 262H198V261H197ZM202 262H203V261H202ZM202 262H201V263L199 262V264H202ZM215 262H211V263H214V264H215ZM225 262H224V263H225ZM230 262H231V261H230ZM233 262H234V261H233ZM233 262H232V263H233ZM1 263H2V262H1ZM84 263H85V261H84ZM89 263H90V262H89ZM164 263H166V261H165ZM164 263H163V264H164ZM179 263H181V262H179ZM203 263H204V262H203ZM205 263L207 264V261H206ZM205 263H204V264H205ZM221 263H222V261H221ZM221 263H220V264H221ZM227 263L229 264V262H227ZM2 264H3V263H2ZM79 264H80V263H79ZM167 264H168V263H167ZM172 264H173V263H172ZM175 264H178V262H175ZM192 264H193V263H192ZM208 264H209V261H208ZM216 264H217V263H216ZM225 264H226V263H225ZM230 264H231V263H230ZM234 264H236V263L234 262Z\"/></svg>",
  "mask_w": 264,
  "mask_h": 264
}]
</instances>
